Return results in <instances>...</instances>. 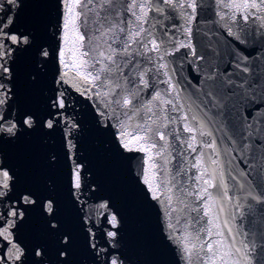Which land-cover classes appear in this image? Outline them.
I'll return each instance as SVG.
<instances>
[{
	"label": "snow or ice",
	"instance_id": "snow-or-ice-1",
	"mask_svg": "<svg viewBox=\"0 0 264 264\" xmlns=\"http://www.w3.org/2000/svg\"><path fill=\"white\" fill-rule=\"evenodd\" d=\"M220 2L242 10L239 19L229 18L237 30L221 26L232 45L223 69L215 47L202 44L198 52L194 43L192 25L205 18V0H60L62 47L51 52L39 41L38 21L20 19L25 0H0V264H134L125 216L110 196L99 194L80 154L83 125L73 92L89 102L101 131L116 129L120 147L147 153L149 173L141 168L138 175L145 195L165 206L161 238L185 264H264V0ZM26 55L32 58L31 85L54 64L62 66L42 90L40 106L22 99ZM185 72L200 87L193 88ZM134 119L135 134L127 130ZM35 136L54 149L47 154L49 167L61 154L68 162L74 225L53 182L41 188L22 179L12 149ZM233 150L241 154L240 171ZM222 153L235 173L229 174L231 190ZM173 161L174 171L168 167ZM191 169L196 171L189 176ZM185 176L194 189L182 182ZM186 197L202 202L210 219L192 233L186 225L178 237L179 220H168L177 211L174 201L189 207Z\"/></svg>",
	"mask_w": 264,
	"mask_h": 264
},
{
	"label": "water",
	"instance_id": "water-1",
	"mask_svg": "<svg viewBox=\"0 0 264 264\" xmlns=\"http://www.w3.org/2000/svg\"><path fill=\"white\" fill-rule=\"evenodd\" d=\"M231 0H224V3H230ZM35 0H25V6L20 9V19L23 22L38 21V38L41 43L49 45V51L56 49L61 44V32L59 31V16L60 8L58 7L60 0H46L47 6L35 5ZM206 16L201 19L198 24H193L194 43L197 51H201V45L208 46L211 51L212 47L218 55L223 56V60H218L221 69L226 68L231 57L228 53L232 50V45L229 43V38L226 36L227 29L221 27L225 23L233 26L237 30L229 18L236 16L239 19L242 10L234 11L229 7H222L220 0H205ZM221 14L225 19L220 20ZM182 22V21H181ZM255 25L260 24V21H254ZM251 28L252 25H249ZM183 38V37H181ZM184 51V50H182ZM201 64L204 62L201 61ZM22 66V82L21 95L25 103L33 106H40L43 103L42 90L51 87L53 73L60 65L54 64L49 69V73L45 76L38 85L28 83V75L33 70L31 56H24L21 60ZM189 79L188 72L184 73ZM193 88L200 87L196 81L192 79ZM163 89L165 85H160ZM73 96L77 99V109L80 112L83 125V134L80 140V154L84 157L86 163L92 171V179L101 187L99 194L110 196L117 208L123 212L125 216L124 238L127 245V252L134 264H142L144 260L150 264H185L174 247L169 246L162 238V230L167 231L162 223V210L164 205H157L155 201L150 200L145 193L147 188L142 183L140 173L143 168L144 173L148 174V155L147 153L132 151L128 152L120 147V141L113 139L112 133L116 129L101 131L95 123L92 115L93 108L89 102L80 97L78 93L73 92ZM157 109H154L156 111ZM155 119V117H153ZM147 119V117H145ZM138 120H131L127 123L131 125L127 130L135 134V124ZM220 134L217 133V136ZM264 138V137H262ZM218 144L220 141H217ZM163 143V142H159ZM58 149V144L55 145ZM54 150L49 144H45L39 136L33 137V140L25 146H18L12 149L17 163L21 169L22 179L26 184L36 185L41 188H46L49 181L56 185L57 198L65 205V216L70 224L74 225L71 205L68 202V177L66 162L61 154L58 165L49 167L47 165V154ZM199 151V149H198ZM210 151V150H206ZM175 155V152L173 153ZM194 155V154H193ZM232 156L235 157L233 164L237 171L242 170L245 166L240 163L241 154L233 150ZM230 157L222 153L221 160L223 162L225 177L228 181L231 190L232 181L230 173L232 172V164L228 163ZM174 164L168 165L169 169L174 171ZM195 169H191L188 175L195 173ZM182 182L188 188H195V184L188 181V177L181 178ZM215 191V190H213ZM231 194V191H230ZM91 203V201H89ZM185 202L189 204L188 208H184L182 204L174 206L177 211L172 213V218L169 223L177 224L175 234L179 237L184 234L186 225L187 232L192 233L194 229L201 228L206 224L210 217L203 216L202 202H198L194 197H186ZM192 207H199L201 211L193 212ZM213 210L217 205H212ZM228 211L229 205L225 204ZM183 209V211H180ZM228 212L220 213L221 221L226 218ZM195 217H199V223ZM237 222H239L237 218ZM100 226L103 227V222L100 221ZM247 223V221H245Z\"/></svg>",
	"mask_w": 264,
	"mask_h": 264
}]
</instances>
